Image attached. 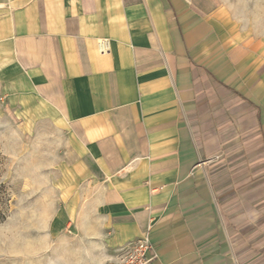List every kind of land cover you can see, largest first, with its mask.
Here are the masks:
<instances>
[{"label":"crops","instance_id":"crops-1","mask_svg":"<svg viewBox=\"0 0 264 264\" xmlns=\"http://www.w3.org/2000/svg\"><path fill=\"white\" fill-rule=\"evenodd\" d=\"M213 11L211 0H0V102L55 125L74 156L58 264H108L148 227L150 264H264L242 212L227 226L214 161L244 132L257 139L258 110L254 123L241 97L252 53L226 51Z\"/></svg>","mask_w":264,"mask_h":264},{"label":"rangeland","instance_id":"rangeland-1","mask_svg":"<svg viewBox=\"0 0 264 264\" xmlns=\"http://www.w3.org/2000/svg\"><path fill=\"white\" fill-rule=\"evenodd\" d=\"M211 4L212 17L223 26L218 35L221 44L228 46L226 51L241 43L244 50L252 53L243 67L241 97L253 106V122L255 109L258 110L257 139L254 133L244 132L241 141L229 143L227 155L214 161L224 165L220 173L228 184L224 208L227 226H234L231 211L242 212L243 218H237V222L241 220L244 228L258 229L262 234L257 238L262 256L264 0H211ZM240 142L243 154L236 155L233 151ZM67 152L66 138L55 125L35 121L25 110H13L0 102V264H58L64 258L61 243L65 230L61 228L65 220L60 217L59 199L67 189L65 184L74 161ZM238 164L242 170H233ZM234 182L236 193H241L237 197L241 200L236 203L229 196L230 184Z\"/></svg>","mask_w":264,"mask_h":264},{"label":"built area","instance_id":"built-area-1","mask_svg":"<svg viewBox=\"0 0 264 264\" xmlns=\"http://www.w3.org/2000/svg\"><path fill=\"white\" fill-rule=\"evenodd\" d=\"M99 46L102 52L106 51L108 47L107 40L100 42ZM149 232L150 227L141 237L120 248L114 259L108 264H150L153 262L157 258V253L151 244Z\"/></svg>","mask_w":264,"mask_h":264}]
</instances>
